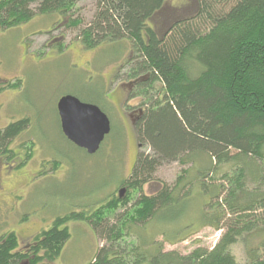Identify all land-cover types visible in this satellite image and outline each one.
Listing matches in <instances>:
<instances>
[{
  "label": "trees",
  "instance_id": "16d2710c",
  "mask_svg": "<svg viewBox=\"0 0 264 264\" xmlns=\"http://www.w3.org/2000/svg\"><path fill=\"white\" fill-rule=\"evenodd\" d=\"M81 1L0 0V29L18 28L39 15H59L66 29L79 31L88 50L131 41L135 61L142 65L137 73L150 72V82L164 89L137 123L141 146L151 154L138 155L132 175L118 182V195L96 209L57 218L29 251L19 250L15 232L1 236L0 264L55 262L72 238V221L87 222L100 240L116 246L92 264H242L231 251L239 243L245 246L246 264H264V0H197V13L162 37L149 22L167 0H96L88 23L79 14ZM3 86L0 92L14 85ZM96 101L91 104L108 114ZM28 129V118L0 129V153L9 160L19 157L9 145ZM26 151L18 169L34 152ZM171 163L186 167L177 183L146 194L157 170ZM220 176L224 185L206 184ZM196 200H201L196 203L200 225L225 230L220 241L212 250L198 248L188 255L164 251L167 242L187 240L194 225L175 231L167 227L186 216ZM150 224L163 242L150 243Z\"/></svg>",
  "mask_w": 264,
  "mask_h": 264
},
{
  "label": "rangeland",
  "instance_id": "374dc122",
  "mask_svg": "<svg viewBox=\"0 0 264 264\" xmlns=\"http://www.w3.org/2000/svg\"><path fill=\"white\" fill-rule=\"evenodd\" d=\"M78 6L81 19L90 22L97 10L96 0H82ZM197 11V0H167L149 24L162 37L176 22L193 17ZM65 24L59 15H39L18 28L0 29V86L14 85L0 92V129L29 119L28 131L9 145L20 156L9 160L0 153V237L15 232L19 250L25 252L57 218L90 210L87 207L96 209L107 197L120 193L118 182L132 175L138 155L151 154L148 147L141 146L138 119L148 103L161 99L164 93L162 83L150 82V72L137 73L142 65L135 61L131 41L88 50L78 38L79 31L68 30ZM66 95L85 103H96L97 99L107 110L113 131L99 154L90 156L63 136L57 107ZM26 147L34 152L18 169L29 153ZM185 169L179 163L161 166L145 193L152 195L163 184L174 186ZM212 183L225 184L221 176L206 180V184ZM197 202L201 200L167 227V231H175L194 225L185 234L187 240L175 245L167 242L164 251L188 255L198 248L212 250L218 244L225 230L202 227ZM68 227L72 238L51 264H92L98 255L107 256L116 249L100 240L87 222L72 221ZM155 228L151 224L146 228L154 236L150 243L163 242ZM126 249L130 251L131 245ZM231 251L238 262L248 263L243 244Z\"/></svg>",
  "mask_w": 264,
  "mask_h": 264
},
{
  "label": "water",
  "instance_id": "95a60500",
  "mask_svg": "<svg viewBox=\"0 0 264 264\" xmlns=\"http://www.w3.org/2000/svg\"><path fill=\"white\" fill-rule=\"evenodd\" d=\"M57 108L65 137L89 155H96L112 132L109 116L99 106L73 95L62 97Z\"/></svg>",
  "mask_w": 264,
  "mask_h": 264
}]
</instances>
